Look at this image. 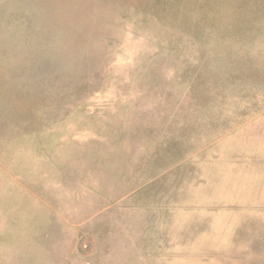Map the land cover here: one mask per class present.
I'll return each mask as SVG.
<instances>
[{"label": "rangeland", "instance_id": "obj_1", "mask_svg": "<svg viewBox=\"0 0 264 264\" xmlns=\"http://www.w3.org/2000/svg\"><path fill=\"white\" fill-rule=\"evenodd\" d=\"M0 264H264V0H0Z\"/></svg>", "mask_w": 264, "mask_h": 264}]
</instances>
